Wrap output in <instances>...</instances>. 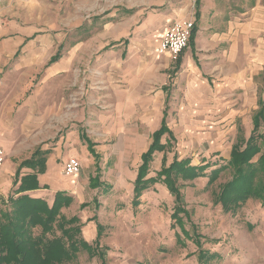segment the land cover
Segmentation results:
<instances>
[{"label":"rangeland","instance_id":"rangeland-1","mask_svg":"<svg viewBox=\"0 0 264 264\" xmlns=\"http://www.w3.org/2000/svg\"><path fill=\"white\" fill-rule=\"evenodd\" d=\"M203 4L207 12L197 20L204 33L199 41H208V33H216L219 39L215 51L219 58L206 76L213 87L216 82L228 81L224 83L228 89L225 86L227 90H222L218 100L232 106L235 114L229 121L218 114L214 119L217 125L186 132L190 125H179L175 109L171 117L178 124L168 125L175 138L162 137L161 142L169 144L165 151L153 153L147 178L156 176L164 156L166 166L175 156L188 158L191 165L208 163V174L226 163L238 125L248 137L246 122L259 108V97L264 98V0H200L198 4L195 0H0V139H10L14 131L17 136L12 137V146L21 150L39 145L45 151L61 150L56 173L43 185L47 188L31 195H41L49 204L55 189L71 195L73 201L61 214L66 220H76L64 226L74 229L77 240L92 246L87 250L77 244L64 260L46 264H264V206L260 200L248 198L227 212L218 200L221 184L231 178L230 169L209 184L205 176L191 181L177 178L181 206L189 214L180 213L183 224L172 218L175 196L161 182L143 190L138 204L132 203L133 179L141 164L139 152L151 143L152 129L137 125L135 131V125H116L117 106L124 101L117 93L123 79L120 75L130 60H154V49L142 42L160 31L165 14L173 23L191 21L197 10L201 13ZM130 37L137 42L127 47L123 40ZM21 38L26 40L18 50ZM120 39V44L110 46ZM58 50L62 69L44 80L49 58ZM179 56L169 67L151 65L147 73L150 101L163 90L164 96L171 95L169 109L186 100L188 78L181 72L189 68L177 66ZM199 57L201 69L204 61L212 59L205 53ZM248 62L254 67L245 74L246 88L225 79ZM196 76L201 79L199 72ZM44 87L46 94L34 96ZM29 116L36 119L37 128L20 125L23 118L27 123ZM200 130L206 135L198 134ZM72 135H79L80 141L72 143ZM85 138L93 143L94 154ZM72 150L80 155L70 154ZM69 157L80 163V171L70 176L63 172ZM61 179L72 187L56 186ZM14 188H1L0 215L10 210L9 196ZM2 219L0 216V222ZM96 223L102 225L98 250L93 248L97 233L92 235ZM28 227L32 236L40 233L39 226ZM46 237H61L60 230ZM61 239L68 247L70 241L64 236Z\"/></svg>","mask_w":264,"mask_h":264},{"label":"trees","instance_id":"trees-1","mask_svg":"<svg viewBox=\"0 0 264 264\" xmlns=\"http://www.w3.org/2000/svg\"><path fill=\"white\" fill-rule=\"evenodd\" d=\"M127 12L131 13L133 10ZM194 32L195 27L190 35V42ZM253 121L254 125L250 136L246 139L240 134L237 142L232 146L230 157L226 163L211 169L208 174L205 172L210 167L208 163L191 165L188 158L179 160L175 156L173 161L166 166L164 156L163 164L156 176L147 178L153 153L165 151L169 144V141L165 144L161 142L162 136L167 134L169 140L174 139L168 125L162 122V125L151 134L152 142L141 155V164L133 181L132 203L138 204L143 190L151 184L161 182L175 196L176 209L172 218L175 217L177 223L183 224L180 213L183 212L186 217L189 214L181 206L182 193L176 184L177 178L181 177L183 181H191L197 177L205 176L208 177L209 184L219 177L222 171L230 169L231 178L221 184L218 195L223 210L227 212L232 209V206H237L248 198H258L261 205L264 206V130H261V126L264 125L260 124V121L264 122V107H261L255 114ZM88 142V148L92 151V143ZM48 152V150L44 151L38 146L29 158L23 159L18 164L12 180V187H15L13 194L18 196L14 197L13 194L9 196L10 210L0 215L4 220L0 222V264H46L64 260L73 249L78 248L77 244H81L87 250L92 249V246L85 240L76 239L78 237L75 236L74 229L64 226L68 221L74 222L76 220V217L66 220L61 214V209L69 207L73 201L71 195H67L66 191L58 190L54 194L52 203L49 204L44 198L28 193L30 190L40 188L38 173H43L45 170V155ZM211 166H216V164ZM23 167L31 168L34 172L21 175V168ZM42 188L47 187L43 186ZM58 217L61 221L58 220ZM28 226H39L40 233L37 236H32ZM56 229L60 230L61 237L64 236L70 241L68 247L63 244L61 237H46L47 233ZM96 229V246L93 248L98 250L102 225L96 223ZM185 232L188 234L187 231ZM73 236L75 239L72 238Z\"/></svg>","mask_w":264,"mask_h":264},{"label":"crops","instance_id":"crops-1","mask_svg":"<svg viewBox=\"0 0 264 264\" xmlns=\"http://www.w3.org/2000/svg\"><path fill=\"white\" fill-rule=\"evenodd\" d=\"M198 2H200V0H195V4L196 3L198 4ZM128 10H132V9H126L125 11L127 12ZM206 10H207V6L203 4L200 8L201 13H199L198 10L194 13L195 18L191 19V21H193L194 27H195V32L193 34L192 41L190 42V36H189L188 45L183 50L182 56L180 54V56L178 58V62H177V66L181 65V69H184V70H186L188 68L190 69V70L188 69V72H184V73L181 72L182 73L181 75L185 74L184 78H186V77L188 78L187 88L185 91L186 92V100L183 101L180 106L175 107V108L170 107V109H169V108H167L168 104H169L168 99L171 98V95H169V93H167L164 96L163 95L164 91L160 90V92H158L155 95V97L157 98L156 100H153L151 98L152 102L150 101V97H149V89H148L149 88V78H148V74H147L148 68L151 65H153V66L158 65L157 68H159V66L169 67V65H170L169 63L172 62V60H174L171 58V56L168 53L159 54L157 52V48H158V45L160 43V40H161L163 34L169 28V26L174 22V21H172V19L169 20L168 16L165 14L163 16L165 21L163 20L162 27L160 28V31L158 33H156V35H154V37H152L150 40L147 39V40L142 42L144 47H148L150 45V47L154 49V51L156 53L155 54L156 57L154 58V60L151 62H148L142 58L141 59H134L132 61L130 60V62L128 61L129 65H128V68L124 71V75H120V76H122L123 79L119 80L117 93L119 94L120 97H122V99L124 101H121V103H122L121 107L119 105L117 106L119 109L118 110L119 115L115 118L116 119V125H135V129H136L135 131H137V127H138L137 125H149L152 129L150 134H152L156 129H158L160 127V125H162V122H164L165 125L178 124L177 120L173 122V119L171 117L172 114H174V112L175 113L177 112V111H175V109L178 110V121L180 123L179 125H190L187 127L186 132L194 131V129L196 131V128H194V127H198V126L199 127H202V126L205 127L206 125H217V124H214V119L218 116V114L225 115V117H227L228 121L232 118L231 116L233 114H235L234 108H232V106H229L227 104L223 105L218 100V96L221 94L222 90H225L228 87L226 84H224L228 81L216 82L215 87H213V86H211L210 81L206 76L209 72H213L212 71L213 66H214L213 62L215 59L219 58L217 56L218 52H215L217 50V47L219 44V39L217 38L216 33H214V35H211L210 33H208L209 39H208V41L205 40L206 42L199 41V39L201 38V36L204 35V33H203V29H202L203 27L199 26V28H198L197 20H200V21L202 20L203 13ZM127 13H130V12H127ZM132 13H134V12H131L130 14H132ZM192 30H191L190 35L192 34ZM131 39L134 41H131ZM25 40H26L25 38H21V40L18 43V45H19L18 50L24 44ZM121 40H123V39L116 40V41L110 43V46L116 45L118 43L120 44ZM123 42L128 45L127 47H129L130 45H132V46L135 45L137 42V39H134L132 37L127 38V39L125 38L123 40ZM149 43H151V44H149ZM127 47H125L122 50L123 51L122 54H124V52L127 50ZM18 50H17V52H18ZM17 52L15 54H17ZM201 52H203V54L205 53V56H207V57H212V59H209V63L207 61H204V68H202V69L200 68V64H201L200 60L201 59L199 57L200 55H203V54H201ZM56 55H57V57H56ZM214 56L217 58H214ZM54 57H56V58L54 59ZM52 59H54V60H52ZM60 60H61L60 50H58L55 54L50 56L49 61H48V66H47L48 71L45 74L46 78H44V80H46V79L48 80V78L51 77V74L62 69V66L59 63ZM251 62H248L247 65L241 64L240 69H238L233 74V76H231V78H233V79H231V78H228V79L225 78V79L230 80V81L233 80L236 83H238L237 84L238 86L240 85L241 87L243 86V88H246V84H245L246 82H244L245 78H246L245 74H247V72L250 71V69L254 67V66H252ZM197 72L200 73L201 79L197 78V76H196ZM263 73H264V67H263ZM159 80L164 81V79H162V78ZM206 85L213 88V90H208ZM225 86H226V88H225ZM124 90H125V92H123ZM247 90H249V89H247ZM43 92L46 94L45 87H44V90L42 89L41 93H34V96L35 95L38 96L39 94H42ZM25 95H26V93H25ZM138 98H140L139 101H138ZM139 102H140V104H139V106H137V103H139ZM257 102H258L259 108L256 110V112L252 116H250L248 123L246 122V125H248V135H247L248 137L250 136L251 130L253 129V127H252V129L250 130V125H252V126L254 125L253 120H254L255 114L260 110L261 107H264V98L259 97ZM41 106H46V105H41ZM184 115H187V116H184ZM24 122H26L25 118H23L20 121V125H33L34 128H37L39 126V125H37V121L34 117L29 116L27 123H24ZM228 124H231V123L228 122ZM260 124L264 125V122L260 121ZM262 127H264V126H261V128ZM144 128L146 129L147 127L144 126ZM236 130L238 133L237 139H238V136L240 134L244 137L243 132H242V127L240 125L237 126ZM15 134H17V133H15L13 131L11 134V138L9 137L10 139H5V138L0 139V146L3 148L5 155H6L5 160H4L2 167L0 169V190L2 187H8V185H10V186L12 185L11 179H12V176H13V178L15 176V172L17 170L18 164L23 159L29 158L36 148V147L35 148L30 147L31 148L30 149L28 147V148L21 150L18 148L17 145L15 147L12 146L13 145L12 144V137L15 138L17 136ZM198 134L206 135V133L203 132L202 130H200L198 132ZM165 135H167V134H165ZM248 137H244V138L247 139ZM237 139H236V142H237ZM44 140L45 139H42L41 143ZM69 140L75 144V143H77L76 141H80V138H79V135L78 136L72 135L69 138ZM84 140L86 141L87 147H88L89 138H85ZM171 140H173V139H171ZM236 142H234L231 145V147L228 149L227 159H229L232 146ZM92 145H93V143H92ZM148 147L149 146H147L146 150L148 149ZM54 149L55 148H52L51 151L48 149L49 152H48V154H46L45 170L43 173H38V184H39L40 188L35 189V190H30V191H28V193L35 194V192H38L39 194H41L39 191L41 190L43 185L46 182H48V180L50 178H52L54 176V174L56 173L55 164L58 162V160L60 158H62L63 155H62L61 150L58 152L57 151L55 152ZM89 150H90V148H89ZM145 151L139 152L140 159H141L142 153ZM91 152H92V154H94L93 150ZM63 153H67V151H65V152L63 151ZM70 154H74V155L77 154L78 155L79 153L77 152V150H72L70 152ZM15 157H16V159H15ZM64 163H65V161H64ZM64 163H63V172H64V166H65ZM23 170H25V171H23ZM32 172H34V170H32L31 168H28V167L21 168V175H24L27 173H32ZM135 178H136V176L134 177V179ZM134 179H133V181H134ZM56 186H64L67 188L72 187L70 185V183L65 179L64 180L61 179L57 183ZM55 190L58 191L60 189H58V190L55 189ZM63 191H65V190H63ZM55 192H54V194H55ZM35 196H41V195H35ZM50 198H52V200H53L54 195H52ZM95 227H96V225H95ZM92 232H93L92 235H94L95 233H97V229L93 227Z\"/></svg>","mask_w":264,"mask_h":264},{"label":"built area","instance_id":"built-area-1","mask_svg":"<svg viewBox=\"0 0 264 264\" xmlns=\"http://www.w3.org/2000/svg\"><path fill=\"white\" fill-rule=\"evenodd\" d=\"M194 27L193 21L182 20L172 23L162 36L157 48L159 54L168 53L172 59L187 47L191 30ZM5 152L0 146V169L5 160ZM80 171V163L77 158L69 157L64 166V173L68 176L75 175Z\"/></svg>","mask_w":264,"mask_h":264}]
</instances>
